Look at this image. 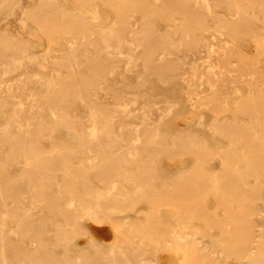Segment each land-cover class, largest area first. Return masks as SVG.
Returning a JSON list of instances; mask_svg holds the SVG:
<instances>
[{
  "label": "rangeland",
  "instance_id": "374dc122",
  "mask_svg": "<svg viewBox=\"0 0 264 264\" xmlns=\"http://www.w3.org/2000/svg\"><path fill=\"white\" fill-rule=\"evenodd\" d=\"M22 1L24 0H20V3ZM76 4L75 0H70L69 9L71 7H73L72 9H78V4ZM100 6L102 9H111L105 3H100ZM12 7L13 12L9 14V18L10 15L19 16L20 7L16 2L13 3ZM86 10L83 13L85 24L77 28V34L73 38H69L72 40L71 43L59 37V34L58 38L48 45L44 34L33 26L31 30L34 33L33 38L35 36L43 37L41 47L32 46L25 39V33L23 32L20 35L21 31L18 29V31H14L11 38L15 41L19 50L9 46L4 54L3 59L7 62L10 71L7 72L6 76H0V148L2 149H0V177L3 178V180L0 179L3 182H0V192L3 193H0V198L6 194L4 198L0 199V236L2 235L0 238L4 242L3 244L0 240V246L4 245L0 248L3 249L2 252L4 253L0 250V260H2L0 263L3 264L4 259V264H129L130 262L131 264H216L217 262L210 257V254L217 251L223 253V260H226L225 264H239L238 259L235 258L237 256L233 253L234 250H228L218 244L221 241L223 242L225 229L229 228V231H233L240 228L239 226H244L245 222H249L250 226L255 224L254 228H258L257 224L259 223L264 231V157L254 154L253 165L244 173L245 165L241 161H236V158L228 151L223 152L220 157L210 158L202 150L201 143L204 142L205 145L212 144L209 132L206 131L205 127L211 125L215 120H219L218 125L226 126L233 122L231 121L233 114L240 118L237 123V130L240 134L234 132V129H229L231 133L227 134L238 135L240 144L247 142V136L249 137L248 133H250L247 128L255 125L257 119L261 118L264 123V105L261 112V101H259L260 96H262L260 87L263 86L260 83L263 82L264 84V45L256 46L252 40H244V37L241 36L242 38H240L244 43L238 38L239 45L236 51H238L237 54L240 51L246 54V57L243 56L246 63L241 65L239 63L241 58L238 56L232 57L229 63L218 62L219 70L228 67L237 68L243 73L240 76H196L200 71L207 69L205 64H207L210 56L203 50V46L199 47L202 50L194 54L193 52L197 51L196 47L183 46L186 42L178 39V34L170 35L169 30L163 24V20L160 17H155L153 19L156 22L153 25L157 29L155 32H158V35H167L168 38L176 39L173 42L175 53H192L189 54L186 60L180 62V70L186 71L189 75H192L193 72L196 74L190 77L193 79L194 82L192 83L198 91L197 97L207 102V104H211V106L217 104L216 110L220 111L218 113L220 117H214L212 113L195 114L194 121L189 125V130H193L192 133H189V130H183L186 129L185 127H168L165 131L169 134L164 135L168 137L169 144H163L162 148L159 149L161 151L152 149L145 152L144 147H148L146 144L151 141L150 134L146 133L145 130L140 132L143 146H138L136 150L125 145L129 140L127 137L129 133L124 132L123 138L116 141L101 135L103 138H99L103 140V143L102 140H99L101 142L100 146L95 143L84 144L90 146L92 153L96 155L95 160L91 164H87L86 162L90 161L92 157L85 158L86 162L80 161V151L82 149L78 139L73 137V132L69 127L71 124L55 120L51 113L52 109L54 107L62 109L68 105L67 108L77 115L79 114L85 122L88 117V110L82 100L86 97V82L89 81L91 84H95L101 80L99 78H102V76L108 79L112 77L121 79L123 73L128 69H130L129 71L134 68L142 70L145 67V60L149 62V55L140 54L141 51L139 52L137 49L138 56L135 63L126 60L117 61L116 63L108 61L105 64L84 63L79 67V71L76 70L77 72L82 71L77 73L76 76H72L73 74L69 70L72 68L77 69L79 65L78 59L72 54L83 47L82 39L86 33L88 34V30H85L84 26L89 22L93 30L97 27H93L92 23H97L98 17L93 19V14L89 12L90 9ZM113 15L114 13L110 11L106 26L110 24ZM135 15L139 16L138 14ZM55 29H58L57 32L61 33L59 31L61 27H55ZM70 30L74 32L73 28H68V31ZM72 31L67 33L70 37L71 34H75ZM130 31L126 35L130 34ZM205 34L211 36L209 32ZM90 36L95 37L94 33ZM158 40L155 39L154 44ZM230 44H233V42L229 39L226 43V45H229L228 48L234 45ZM109 49L115 51V53L120 51L118 55L122 58L134 52V49L129 47L128 44L121 45L118 48H115L114 44ZM95 50L94 45L90 44L87 45L85 53L94 55ZM218 50L220 49L215 47L212 54H217ZM254 54L258 55V58H254ZM112 65L115 69L114 74L106 71ZM162 68L157 66L154 70L147 69V71L145 69L147 72L145 74L148 76L144 74V76L138 77L139 82L135 80V83H131L132 87H124L123 91L119 88L115 90L118 94L125 95L123 99L120 98V102L126 103L129 108L135 107L137 109L136 111L132 110L130 115H142V112L149 108L144 106L143 103L150 99L156 102L152 107L153 116L155 117L157 114L164 115L168 111L170 112L167 100H177L183 97L182 89H178L169 96V99L162 98V94L166 93V87L171 85L175 79V76H163L166 68ZM254 68L257 70L256 76H253L254 73H252ZM57 76L60 77L57 78ZM26 80L29 88H24ZM51 80H56V85L47 86ZM66 81L67 83H65ZM63 82L64 84H62ZM78 84H80V88ZM8 86L11 87V93L15 96H4L10 93V91L4 93L2 90ZM55 86L58 87L57 90L53 89ZM102 86L103 82L97 86L101 92ZM145 88L149 89L146 90ZM67 89L70 94L67 93ZM71 90L74 93L73 97H70L72 95ZM115 91L111 93L115 94ZM37 95L40 97H37ZM74 96H77V98ZM250 96L254 98L253 103L255 105H253V108L246 102ZM35 98H39L41 104L43 103L42 116L44 118L46 116L44 122L24 120L28 117L35 118L37 115L35 112H13L14 108L20 104L35 109V103L34 105L31 104ZM73 98L77 100L75 101ZM110 102L115 104L118 101L111 95ZM224 113L229 116L228 119L222 117ZM12 117L15 120L8 119ZM87 123L85 122V124ZM39 124L44 126H41V131L37 130L39 128L30 127L29 135L23 140H21L22 136L18 137L17 140V138L1 135L3 133L16 134L15 127L19 125L37 126ZM48 126L54 129L51 131L52 134L54 133L53 138L48 135L50 131ZM243 131L247 132V135ZM56 134H60V136ZM262 135L263 133H258V136ZM30 137H33L34 140L31 141ZM15 140L29 142L26 143L28 146L35 147L34 149L37 151L39 150L38 156L35 155L34 158H30L20 148L15 149V151L17 150L15 152L11 148V141ZM84 141L85 139L82 142ZM162 143L163 141L160 145ZM219 145H221V148L217 145L211 146V148L218 151L219 148L222 150L228 146L221 143ZM128 150L133 153H128ZM5 154L8 155V158ZM141 154L147 158H137V161L128 158V155L140 156ZM30 160L34 162L30 163ZM26 162H29V164ZM95 170L96 172H94ZM6 173L8 174L6 175ZM213 177L216 178V188H214L211 181ZM48 190L49 192H47ZM96 192L108 198L99 203L100 206L96 210L98 216H95V220L90 218L87 213H83L85 209H80V206H76V211L73 207H69L67 201L71 195L76 197V201L79 200L86 205L89 203L88 201H95L96 197L93 194ZM79 195L83 197L82 200L78 198ZM92 195L93 197L88 198ZM124 195L135 197V199L123 198ZM2 203L10 204L8 206L9 213L5 215V221H1V219H4L2 214L6 211V204L3 205ZM33 205L37 206L30 210H38L37 213L49 215V219L53 223L49 219L38 220V218H32L33 215L30 220L24 219L23 215L26 208ZM115 205L119 213L112 211ZM12 208L13 210H11ZM123 216H128L129 226L124 224ZM56 221L62 226H57ZM71 221L75 223L77 229L75 233L70 232L68 229L67 225ZM20 227L24 229L18 230ZM81 227L88 229L95 242L89 239V234L83 232ZM171 229L187 231L189 237L179 242L175 241ZM192 233H195V239ZM21 238H23V241L20 240ZM28 239L29 241L32 239L37 243L31 250L22 247L26 242H29ZM192 239L202 248L198 249L194 246L191 243ZM73 244L75 246H72ZM116 244H118V247H115ZM8 245L11 248H8L10 247ZM52 247L53 249H51ZM48 252L51 255H48ZM229 259L230 261H227ZM240 260L247 261L245 258ZM249 263L251 264V262Z\"/></svg>",
  "mask_w": 264,
  "mask_h": 264
},
{
  "label": "bare ground",
  "instance_id": "6f19581e",
  "mask_svg": "<svg viewBox=\"0 0 264 264\" xmlns=\"http://www.w3.org/2000/svg\"><path fill=\"white\" fill-rule=\"evenodd\" d=\"M15 2L20 7L19 16L10 15V18H9V14L13 12L12 5ZM69 2L70 0H24L20 3V0H0V76H6L7 72L10 71L9 67L7 66V62H5L3 59L5 52H7V48L10 46L13 49L19 50V48H17L15 41L11 38L14 31L16 32L18 31V29H20L21 31L20 35L21 33L24 32L25 37H26L25 39L32 46H35L38 48L42 46L43 41L41 40L43 37L41 38L39 36H35V38H33L34 33L31 32L33 26L36 28V30L44 34L45 40L48 43V45H50L53 40L57 39L58 38L57 36L59 34H60L59 37L71 43L72 40H70L69 38H73L77 34V31H76L77 28L85 24V21L83 19L85 17L83 13L87 11L86 9L88 8L90 9L89 12L93 14V19L98 17V22L92 23L93 27H96V26L97 27L96 29L93 30V28L89 25V22L86 26H84L85 30H88V34L86 33L82 39L83 47L79 48L78 51L77 50L74 51L72 54L79 61V65L77 69L72 68L71 70H69V72L73 74L72 76H76L77 73H80L82 71L81 70L80 72H77L80 70L79 67L84 63L94 62L96 64L98 63L105 64L108 61H112L116 63L117 61H122V60L135 63V59L138 56V54L136 53L137 49L139 50V52L141 51L140 54L143 53L144 55H149L148 56L149 62L145 60V64H144L145 67L142 70L134 68L133 70L131 69V71H129L130 69H128L127 70L128 72L126 71L125 73H123V75L121 76V79H115L113 77L108 79L107 77L104 78V76H102V78L101 77L99 78L101 80L97 81L95 84H91L89 81L86 82V85L84 84L86 86V94H85L86 97L83 98L82 100L81 98L82 96L80 95L81 97L78 96V98L80 97L82 102L84 101L83 102L84 106L88 110V117L86 118V121H85V122H88L87 124H85V122L81 119L79 114L77 115L74 111L67 108L68 105L63 107L62 109L56 108V107H54L55 109L54 108L52 109L51 113L54 116L55 120L63 121L65 123L71 124L69 125V127L71 128L73 132L72 133L74 135L73 137L78 139L81 145V149H82L80 151V161L86 162L85 158L92 157L90 161L86 162L87 164L88 163L91 164L95 160L96 155L92 153L90 146L84 145V144L85 143H95L97 146H100L101 142H99V140H102V139H100L99 137H102L101 135H105V137H108V139L116 141V140L123 138L122 135L124 132L129 133V135L127 136L129 140L127 143H125V145L128 146V148L132 147L134 150H136L138 146L142 145V141H141L142 134L140 132L141 130H145L147 131L146 133L150 134V138H151L150 143L146 144L148 147H144L145 152H147L148 150L150 151L152 149L159 150L160 148H162L163 144H169L168 137L164 135L166 133L169 134V132L165 131L167 130L168 127L181 126V127L186 128L183 130H189L190 129L189 125L194 121L195 114L201 115L204 113H208V114L212 113L214 114V117H220L218 116L219 115L218 113L220 111L216 110L217 104L211 106V104H207V102H204L200 100L199 97H197L198 91L194 87L195 85L192 83L194 81L191 78L192 76H195L196 74L193 72L192 75H189L186 71L180 70V66H179L180 62H183L184 60H186L189 57V54H192V53H187V52L175 53V51H173L175 50L173 42H175L176 39L172 37L168 38L167 35H164V36L162 34L158 35V32H155L157 31V29L153 27V25L156 24V22L153 20L155 19V17L157 18L160 17L163 20L164 22L163 24L164 26L167 27V30H169L168 33L170 35L178 34L179 35L178 39H182L183 41L186 42L183 46L194 47V48L196 47L197 51H194L193 52L194 54H196L199 50H202V49H199V47L203 46L202 47L203 50L207 53L208 56H210L209 60L207 61V64H205L207 69L202 72L200 71L199 74L196 76H240L243 73L237 68L235 69V68L228 67L226 69L219 70L218 62L223 61L224 63L225 62L229 63L230 60H232L231 59L232 57L238 56L241 58L239 61L241 65L246 63V61L243 59V56L246 57V54L241 51L239 52V54H237L238 51H236L239 45L238 38L242 40L241 38L244 37V40H248V41L252 40V42H254L256 46L264 45V0H75V2L78 4V5L76 4L78 9H72L73 7L69 9L68 7ZM100 3H103V4L105 3L106 5L110 6L111 9L110 10L105 9V8L102 9L100 6ZM110 11H112L114 15H113V18H111L110 24L106 26V21L109 19ZM135 14H138L139 16ZM17 16L19 18L16 22ZM55 27H61V29H59L61 33L57 32L58 29H55ZM68 28H73L74 30V32L70 30L73 33H75V34H71V37L69 36V34H67L70 32L68 31ZM129 30H131L130 31L131 33L126 35V33ZM55 32L58 34H56ZM206 32L211 33V36L206 35L205 34ZM93 33L95 37L90 36ZM65 34L66 36H64ZM155 39L156 40L159 39L156 44H154ZM229 39L234 44V45L230 44V45H233L230 48H228L229 45H226ZM194 41L195 43H193ZM90 44L94 45V47L96 48L94 55L92 54L88 55L85 53L87 45H90ZM114 44H115V48H118L119 46L124 45V44L125 45L128 44L129 47L134 49V52H132V54H130L129 56L122 58L121 56L118 55L120 51H116L117 53L116 55L115 51L109 49V47H113ZM215 47H217L220 50H218L217 54H212V51H214ZM80 55L84 57H81ZM254 56H255L254 58H258V55L254 54ZM114 65H112L113 67L111 66V68H109L108 70L106 69L105 70L114 74L115 73ZM157 66H160L161 68L162 66H166L162 68V69L166 68L165 69L166 72L165 73L163 72L164 74L163 76H175V79L172 82V84L166 87V90H165L166 93L162 94L163 95L162 98L169 99V96L171 94H174L175 91H178V89L179 90L182 89L184 93L183 97L177 100L176 99L167 100L168 102L167 106H170V112L168 111V113L164 115L157 114V116L155 117L153 116L154 111L152 110V107H154V104L156 103L155 100L153 99L147 100L146 102L143 103L144 106H147L149 108L144 110L142 112V115L140 116L130 115V112L132 110L136 111L137 109L135 107L129 108L128 106H126V103L123 104V102H120V98L123 99L125 95L124 94L122 95V93L118 94L117 91L115 90H118L119 88L121 91H123L124 87H129V86L132 87V84H131L132 82L135 83V80L136 82H139L138 77L144 76V74L147 73L145 69L154 70V68ZM234 71H237V72H234ZM252 73H254L253 76H256V73H257L256 68L253 69ZM145 76H148V75L145 74ZM59 77L60 76H57V78ZM56 82H57L56 80L54 81L51 80L47 84V86L56 85ZM101 82H103V86L101 87L102 92L99 90V88H97L98 84H100ZM65 83H67V81ZM62 84H64V82ZM78 85L80 88V84ZM260 85H263L262 87H260L261 93L259 92L262 95L260 96L261 99H259V101H261L260 111L262 112L263 105H264L263 104L264 102L263 82H261ZM55 87L53 89L57 90L58 87H56V89ZM24 88H29V86L27 85V80L24 82ZM145 89L148 90L149 88H145ZM2 90L4 93H7L8 91H10V93H7L4 96H11V97L15 96L13 93H11L12 89L10 86L3 88ZM113 91H115V94L111 93ZM67 93H69V91ZM109 93L112 95V97L115 100L118 101L117 103L114 102L115 104H112L110 102L111 95ZM73 95L74 93L72 92V95L70 97H73ZM37 97H40V96L37 95ZM43 97L45 98V96ZM74 97L77 98V96H74ZM253 99L254 98L250 96L246 100V102H248L249 106L252 108H253V105H255L253 103L254 101ZM73 100H75V98H73ZM69 102H71V100H69ZM34 103H35V109H33L32 107L21 106L20 104L18 107L14 108L13 112L15 113H19L20 111L27 112V113L35 112L37 114L35 118L28 117V118H25L24 120L29 121V122H34V121L44 122L46 116L45 118L42 116V104L43 103L41 104V101L39 98H35V100L32 101L31 104L34 105ZM140 108H141V105H140ZM244 108L242 109V111L244 110ZM225 110L230 111L229 109H225ZM223 116L226 119H228L229 117L228 115H226V113L222 114V117ZM231 117H232L231 121L233 122L229 123L226 126L218 125L217 122H219V120H215L213 121L211 125L205 127L206 131L209 132L212 144L205 145L204 142H202L201 148L204 151V153L206 152V154L210 156V158L220 157L222 156L221 154L223 152L228 151L230 154L234 156V158H236L235 159L236 161H241L245 165V168H244V173H245L246 171H248L247 169H249V167L253 165V162H254L253 155L254 154H259L260 156L264 157V123L261 118L257 119L255 122V125L247 128L250 131V133H248L249 137L247 136V140H246L247 142H243V144H240L238 135L227 134V133H231L229 129H234V132L240 134V132L237 130L238 129L237 123L240 118L235 114H233ZM8 119L15 120L14 117L8 118ZM41 126L44 127L41 124L37 126L19 125L15 127L16 134L11 135L7 133H3L1 135L2 136L4 135V137L7 136L9 138H17V140H18V137L22 136L21 140H23V138H26V136L29 135L30 127L39 128L37 130H40ZM49 129L50 131L48 132V135L50 136V138H53L54 133L52 134L51 131H53L54 129L51 126L49 127ZM190 132L192 133L193 130H189V133ZM260 132L263 133L262 136H258V133ZM245 135H247V132L245 133ZM57 136H60V134ZM32 139L33 137L31 138V141ZM84 139L85 141L82 142ZM17 140L11 141V148L14 149V151L15 149L20 148L24 152V154L27 156H30V158L32 157L34 158L35 155L38 156L39 150L37 151L36 149H34L35 147L28 146L26 143H29V142H24L20 140L17 141ZM161 141H163L162 145H160ZM181 142L182 140L180 141V143ZM102 143H103V140H102ZM220 143L222 145L227 144L228 145L226 146L227 148L221 150L220 149L221 145H219ZM237 144L239 145L237 146ZM157 145H160V146H157ZM214 145L215 146L217 145L220 147L218 151L213 150V148H211V146H214ZM128 153H133V152H131V150H128ZM5 155L8 158L9 153L8 155L7 154ZM128 156H129L128 158H130L131 160L134 159L136 161H137V158L145 157V155L143 156L142 154L140 156H136V155H133V156L128 155ZM30 161H31L30 163L34 162V161L32 162V160ZM71 162L72 161L70 160V163ZM26 163L29 164V162H26ZM202 167L204 166L202 165ZM78 168H79V165H78ZM36 169L41 170L39 168H36ZM26 170H28V168ZM96 170L94 172H96ZM7 174L8 173H6V175ZM1 178L2 177H0V179ZM211 181L214 184V188H216L215 186L216 178L214 177L211 178ZM259 188H260V185L257 188L258 191H259ZM47 192H49V190ZM1 194H0V197H1ZM93 195H95L96 197L95 201L93 202L88 201L89 203H87L86 205H84V202H80L79 200L76 201V197L74 195H71V197L68 199L67 202H68L69 207H73L74 210L77 205L81 207L80 209H83V210L85 209L83 213L84 212L87 213V215L90 218L95 220V216H98L96 213V210L100 206L99 203L103 199H107L108 197L101 195V193L99 192H96ZM93 195L89 196L88 198L93 197ZM4 196L2 198H4ZM125 197H127V199L129 200L135 199V197L133 198L131 196L124 195L123 198ZM78 198H80L81 200L83 199L81 195H79ZM5 206H6V211H5L6 213L4 212L2 214L4 216V219H1V221L2 220L5 221L6 220L5 215L9 213L8 206H10V204L9 205L6 204ZM36 206L33 205V206H28L26 208V212L23 215L25 217L24 219L30 220L33 217L38 218V220L39 219L40 220L49 219V215L46 216L45 213L41 214V213H37L38 210H30L31 208H36ZM11 210H13V208ZM112 211L118 212L116 205L113 206ZM24 221H27V220H24ZM129 221L130 220L128 219V216H125L124 224L129 226V223H128ZM15 224L18 225L17 223ZM56 224L57 226H62L60 225L58 221H56ZM254 225L250 226L249 222H245L244 226H239L240 228H237L233 231L231 230L229 231V228L225 229V233L223 234V238H222L223 242L221 241L218 244V245H221L223 248H227L228 250L230 249L234 250L233 253L235 254V256H237L235 258L238 259L237 261L239 264H250L249 262H251V264H256V262L257 264H264L263 227L260 226L259 223L257 224L258 228H254ZM67 226L70 232L75 233V231L77 230L75 228V223H73V221L68 223ZM21 229L22 227H20V229L18 230H21ZM82 231L87 232L89 234L88 235L89 239L95 242L93 235L88 231L86 227L82 228ZM238 233H240V235L242 236L238 235ZM171 234L173 235V239L178 242L181 241L182 239H187L189 237L187 236V231H184V230L175 231L171 229ZM192 234L195 239L196 238L195 233H192ZM0 237H2V235ZM22 239L23 238H21L20 240ZM194 239L191 240V243L194 246L198 247V249L202 248L198 245L197 242L194 241ZM258 239H259V242H258ZM0 240L1 242H3L1 238ZM3 244L1 246H4ZM36 244L37 243L34 242V240L30 239V241L26 242L24 246L22 245V247L31 250L32 248H34ZM14 245L16 246L15 243ZM72 246H75V244H73ZM115 247H118V244H116ZM8 248H11V246ZM51 249H53V247ZM49 252H48V255L49 254L51 255V253ZM7 253H10V252H7ZM222 254L221 252L213 251V253L210 254L211 255L210 257L214 258V261L217 262L216 264H225L226 260H223L224 256ZM1 256L3 258L2 254ZM242 258H245L247 261L245 262L241 261L240 259ZM227 261H230V259ZM4 263L5 262L3 259V264ZM129 264H131V262Z\"/></svg>",
  "mask_w": 264,
  "mask_h": 264
}]
</instances>
